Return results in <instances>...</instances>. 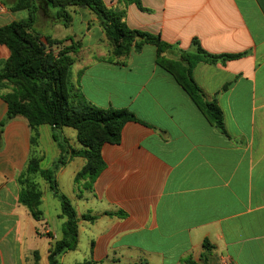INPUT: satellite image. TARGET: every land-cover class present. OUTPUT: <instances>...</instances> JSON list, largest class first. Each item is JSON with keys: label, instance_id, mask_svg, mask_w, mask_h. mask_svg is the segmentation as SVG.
<instances>
[{"label": "crops", "instance_id": "1", "mask_svg": "<svg viewBox=\"0 0 264 264\" xmlns=\"http://www.w3.org/2000/svg\"><path fill=\"white\" fill-rule=\"evenodd\" d=\"M15 1L0 0V28L27 18L26 11H12ZM103 1L125 11L129 28L185 50L197 38L212 54L246 55L193 70L195 82L223 112L225 135L157 65L155 47L112 62L111 46L89 10L72 9L67 28L79 17L81 29L61 36L52 33L61 27L54 11L40 10L41 33L66 45L81 43L71 71L85 99L100 108L127 109L138 120L124 126L119 144L103 146L105 169L92 189L75 182L83 158L58 171V184L68 174L71 193L82 202L73 205L77 246L60 263L185 264L191 258L196 264H264V0H141L145 10ZM10 55L0 45V61ZM8 91L0 92V124ZM38 133L32 144L27 120L17 117L0 136V264H50L51 249L62 237L65 218L61 206L50 202L45 180L34 178L42 192L40 220L19 202L29 161L39 159L46 170L60 156L52 128L42 125ZM62 133L79 148L76 131Z\"/></svg>", "mask_w": 264, "mask_h": 264}, {"label": "trees", "instance_id": "2", "mask_svg": "<svg viewBox=\"0 0 264 264\" xmlns=\"http://www.w3.org/2000/svg\"><path fill=\"white\" fill-rule=\"evenodd\" d=\"M120 4H135L140 10H145L141 0H122ZM48 7L54 11V19L65 27L73 23L72 9H87L94 14L111 46L112 62L133 52L140 53L147 45L155 47L157 65L174 77L209 123L225 135L223 112L216 99L209 100L195 82L193 70L199 63L224 65L246 54H212L201 46L197 38L185 50L180 43H168L160 35L129 28L125 11L108 6L103 0L15 1L12 11H26L28 16L0 28V45L7 46L11 52L7 61H0V92L9 90L3 97L8 110L0 124V136L17 117L27 120L33 133L32 144L38 142L40 126L49 125L52 128L60 156L46 170L41 169L39 159L29 161L26 175L20 180L22 190L19 202L31 211L37 221L40 220L42 192L34 178L40 177L48 183L52 196L60 203L61 217L65 218L62 237L53 245L49 261L50 264H61L60 257L77 246L79 218L71 200L59 188L58 171L70 159L83 158L86 164L76 175L75 182L85 181L86 189H92L105 169L103 146L107 143L119 144L124 126L138 120L127 109L97 107L88 102L79 89L74 88L71 69L81 43L72 41L66 45V40L53 39L37 29L38 14ZM54 46H61L57 53L53 52ZM64 128L76 131L79 148L70 145L69 139L62 133ZM83 219L94 221L96 218L84 215ZM185 264L196 262L189 258Z\"/></svg>", "mask_w": 264, "mask_h": 264}, {"label": "rangeland", "instance_id": "3", "mask_svg": "<svg viewBox=\"0 0 264 264\" xmlns=\"http://www.w3.org/2000/svg\"><path fill=\"white\" fill-rule=\"evenodd\" d=\"M79 17H78V20L75 22V25L72 27V28H67V27H65V26H63V25H61V27H58V28H55V30H53L52 31V33H53V35H57V36H61V35H63V34H72V33H74V31H78V30H80L81 29V24L79 23ZM61 46H54L52 49H54L53 51L55 52V53H57L58 51H59V48H60ZM111 58V57H110ZM71 70H73V69H71ZM76 73V72H75ZM76 74H74V76H75ZM76 77V76H75ZM73 79H74V77H73ZM73 84V83H72ZM73 86H74V88L77 90L78 88L76 87V85L75 84H73ZM71 131L72 132H75L74 130H72L71 129ZM74 170V167H72V168H70L69 169V173H71L72 171ZM33 179V178H32ZM31 179V180H32ZM59 184H60V190L65 194V195H67V196H69V198L71 199V201H72V203H73V205L75 206V207H81V205H82V202H79L77 199H75L74 198V196L72 195V193H71V189H72V183L69 181V179H68V174L65 176V177H61V179H60V181H59ZM81 189H83L82 187H81ZM78 190V189H77ZM77 194H78V191H77ZM50 202L52 203V204H54V208H57L58 210H60V203H59V201H57L56 199H54V197H52L51 196V198H50ZM56 206V207H55ZM52 208V207H51ZM50 208V209H51ZM54 213H55V210L52 208L51 209V215H52V217H53V219H52V222H51V224H52V226L53 225H55L54 223L55 222H57V220H56V217H54ZM84 239V238H83Z\"/></svg>", "mask_w": 264, "mask_h": 264}]
</instances>
